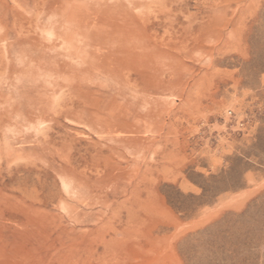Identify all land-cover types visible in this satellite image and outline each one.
I'll return each mask as SVG.
<instances>
[{
  "label": "rangeland",
  "instance_id": "obj_1",
  "mask_svg": "<svg viewBox=\"0 0 264 264\" xmlns=\"http://www.w3.org/2000/svg\"><path fill=\"white\" fill-rule=\"evenodd\" d=\"M132 1L108 21L148 25L145 63L56 44V75L0 89V264H264V0ZM26 3L0 0L7 41Z\"/></svg>",
  "mask_w": 264,
  "mask_h": 264
},
{
  "label": "bare ground",
  "instance_id": "obj_2",
  "mask_svg": "<svg viewBox=\"0 0 264 264\" xmlns=\"http://www.w3.org/2000/svg\"><path fill=\"white\" fill-rule=\"evenodd\" d=\"M127 1L129 0H31V7L27 3L25 7L20 5L23 14L32 16L33 23H28L27 25L24 24V16L16 9L11 8L9 10L10 15H16L19 20L13 21L11 28V31L17 37L7 41V32L0 29V89L5 87L10 90H17L18 83L24 86L29 85L37 78V75H39L37 80H45L48 74L56 75L64 67V62L57 63L60 56L58 57V54L52 53L55 52L56 44H60L61 48H67L66 46L70 44L69 51L76 53L79 51L80 44L86 43L84 44L86 47L94 46L98 51L102 48L109 49L111 52L117 51L118 58L129 65L145 63L141 61L142 55L139 52L142 48L140 38L142 32L143 35L149 32L148 25H145L144 30L141 31L135 25L131 16L128 15L130 32H125V30L123 31V29L119 28V25L114 26L108 21L110 17L108 15L121 8L123 9ZM170 1L133 0L131 5L132 7L142 8L144 11L148 9L159 12ZM66 11L68 12L66 13ZM169 11H171V8L167 12ZM171 13H164V17L170 19V26H172L171 23L174 20L170 18ZM200 29H203V27ZM37 31L47 36L44 35L43 37L32 39L31 35ZM151 36L157 39L156 35H152L150 32L149 37ZM10 43L12 45L15 44L17 49L11 48ZM12 62L22 65L24 69L15 71V65L12 66ZM69 64L66 68L71 71L75 66L73 63ZM11 70L15 72L12 73ZM13 79H17L15 80L16 82ZM1 100L6 103L11 102L9 96L1 97L0 95ZM2 119L0 107V121ZM2 155H0V164L1 162L6 163L14 159V153L11 150L5 149ZM152 208L153 206H149L145 209V218L147 217L148 219L143 225V230L139 231L140 237L134 242L136 245H139L138 243L140 242L145 248L149 247V249L158 242L163 243L164 240L157 236L152 237L148 233L158 228L168 229L170 226V224L155 218L158 212ZM124 232L126 233L124 230L120 231V233L125 235ZM134 244L132 243L131 246H134ZM131 260L130 264H138L136 262L137 259L132 258Z\"/></svg>",
  "mask_w": 264,
  "mask_h": 264
}]
</instances>
